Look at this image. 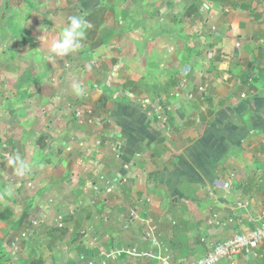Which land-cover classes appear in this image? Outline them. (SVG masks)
<instances>
[{
  "label": "crops",
  "instance_id": "1",
  "mask_svg": "<svg viewBox=\"0 0 264 264\" xmlns=\"http://www.w3.org/2000/svg\"><path fill=\"white\" fill-rule=\"evenodd\" d=\"M148 6L149 15L126 16V55L117 51L114 64L92 61L95 50L82 59L79 49L66 64L43 66L44 77L30 73L15 78L12 92L0 90V264L32 256L87 264L78 254L80 243L89 248L84 229L99 253L137 252L107 264H174L256 226L264 207V0H143ZM152 105L165 107L167 124L149 115ZM86 109L94 123L79 126L74 114ZM8 156L31 163V173L17 178Z\"/></svg>",
  "mask_w": 264,
  "mask_h": 264
},
{
  "label": "rangeland",
  "instance_id": "2",
  "mask_svg": "<svg viewBox=\"0 0 264 264\" xmlns=\"http://www.w3.org/2000/svg\"><path fill=\"white\" fill-rule=\"evenodd\" d=\"M94 10L95 16L87 19L86 16ZM129 13L138 19L143 13L151 14L152 8L143 7V0H0V66L7 68L0 75V90L12 92L15 78L30 79V73L34 72L37 78L44 77L43 66L68 62L67 56L52 58L51 62L47 61V57L51 40L58 35L71 15H82L91 26L86 29L85 38L81 41L79 49L82 50L77 49L74 54L80 51L81 58L85 57L89 61L92 50L98 51L92 61L112 59L117 51H120L119 54L124 53V57L127 41L123 32L128 26L125 18ZM31 14L33 17L30 18ZM121 19L124 22L118 23ZM141 23V20H135L134 25L142 27ZM129 25L131 27L133 24L130 22ZM44 35L47 39L42 42L40 38ZM15 66H18L19 71L8 73ZM4 143H0V155L7 147Z\"/></svg>",
  "mask_w": 264,
  "mask_h": 264
},
{
  "label": "built area",
  "instance_id": "3",
  "mask_svg": "<svg viewBox=\"0 0 264 264\" xmlns=\"http://www.w3.org/2000/svg\"><path fill=\"white\" fill-rule=\"evenodd\" d=\"M200 92L204 90L199 89ZM149 115L154 118L157 123L162 126L168 123V115L165 107L160 105H152L150 107ZM74 119L79 125H92L94 123V115L91 109L85 111H76ZM100 141H96V145H99ZM216 183L222 189H228L229 185L226 182L216 180ZM91 185V184H90ZM95 190L96 186L91 185ZM114 184H109L108 188L111 190ZM38 220L33 221L32 225L37 226ZM218 226L224 224L218 220L216 222ZM61 227V225H58ZM153 231H156V227H152ZM80 235L83 240L86 241L89 248H95L99 240L97 237L90 234L88 230H82ZM149 236V235H148ZM147 236V237H148ZM137 252L135 249L123 248L114 249L110 248L107 253H100L101 264H107V260H114L123 256H133ZM239 256H252V257H263L264 258V207L258 217L256 218V226L242 234H237L225 242L212 244L207 253L200 257L195 258H182L174 264H221L222 262H229V264H235L234 261ZM80 260H85L80 257ZM87 264H95L92 260H87Z\"/></svg>",
  "mask_w": 264,
  "mask_h": 264
},
{
  "label": "clouds",
  "instance_id": "4",
  "mask_svg": "<svg viewBox=\"0 0 264 264\" xmlns=\"http://www.w3.org/2000/svg\"><path fill=\"white\" fill-rule=\"evenodd\" d=\"M91 27L88 21L82 15H71L67 23L63 26L58 35L51 40L49 44V56L47 61L51 62L52 58H63L73 53L81 47V41L85 38L86 29ZM42 42L46 41V35L40 38ZM75 95L79 96L84 93L83 87L78 82L72 84ZM7 164L12 168L17 178H24L32 171V164L21 159L19 156H8ZM15 186L9 185L5 188L4 193L11 197L14 195Z\"/></svg>",
  "mask_w": 264,
  "mask_h": 264
},
{
  "label": "trees",
  "instance_id": "5",
  "mask_svg": "<svg viewBox=\"0 0 264 264\" xmlns=\"http://www.w3.org/2000/svg\"><path fill=\"white\" fill-rule=\"evenodd\" d=\"M95 12L96 11L94 10L90 15L86 16V18L87 19H92L93 16H95ZM94 118H95V116H94ZM75 123L77 125H79L76 121H75ZM82 126H84V125H82ZM21 222H22V220L19 223H21ZM56 232H59V235H62L63 234V232L60 231V230H56ZM128 248H131V247H128ZM208 250L209 249H207V251H203L202 255H204L205 253H207ZM78 254H79L80 257H83L86 261L87 260L88 261L89 260H92L94 263L98 262V264H101V262L99 260L100 259V253H99V251L96 250V248H90L89 249V248L85 247L84 245H82L80 243V250H79ZM24 264H43V263H42L41 259L38 256H32V257H29L28 258V261H26ZM70 264H73V262L71 261Z\"/></svg>",
  "mask_w": 264,
  "mask_h": 264
}]
</instances>
